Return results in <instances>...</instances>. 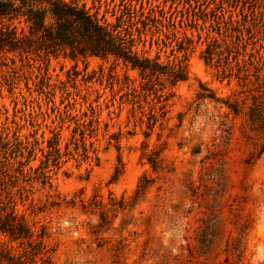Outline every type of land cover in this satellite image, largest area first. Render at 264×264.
Wrapping results in <instances>:
<instances>
[{"label":"rangeland","instance_id":"374dc122","mask_svg":"<svg viewBox=\"0 0 264 264\" xmlns=\"http://www.w3.org/2000/svg\"><path fill=\"white\" fill-rule=\"evenodd\" d=\"M76 1L186 75L146 84L112 58L1 52L0 216L31 235L0 229V250L22 264H264V151L244 122L264 96V0Z\"/></svg>","mask_w":264,"mask_h":264},{"label":"trees","instance_id":"16d2710c","mask_svg":"<svg viewBox=\"0 0 264 264\" xmlns=\"http://www.w3.org/2000/svg\"><path fill=\"white\" fill-rule=\"evenodd\" d=\"M118 27V24L110 26L100 21L84 4H79L76 0H0V53H13L20 59L34 56L43 62L48 61L50 55L60 54L72 59L87 55L112 58L115 64L121 62L125 67L136 69L139 76L146 79V84H153L160 75L167 73L171 84L185 77L186 71L182 65L177 69L167 68L156 59L140 55L135 49L131 34L127 31L121 34ZM212 55L213 51L208 47L204 58L209 61ZM204 97L203 93L197 94L198 99ZM222 103L234 112L239 111L237 101L231 103L223 100ZM244 122L249 131L260 139L256 142L255 149V155L259 156L264 151L263 95L252 97L244 113ZM148 161L153 168L158 166L156 157ZM149 181L143 176L137 193L144 190ZM5 209L6 205L3 206V210ZM0 229L8 231L15 238L31 235L22 219L12 210L6 212L5 216H0ZM41 245L42 241L33 244L32 248L36 249L34 255L40 253ZM26 258L32 264H51L49 257L43 255L39 263L32 255L27 254ZM3 260L5 264L23 263L8 251L0 250V263Z\"/></svg>","mask_w":264,"mask_h":264}]
</instances>
